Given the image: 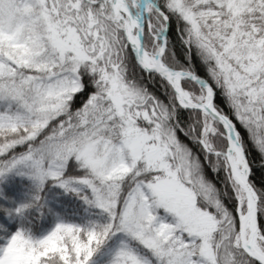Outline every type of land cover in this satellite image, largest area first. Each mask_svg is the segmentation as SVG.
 I'll return each mask as SVG.
<instances>
[{"label": "snow or ice", "instance_id": "1", "mask_svg": "<svg viewBox=\"0 0 264 264\" xmlns=\"http://www.w3.org/2000/svg\"><path fill=\"white\" fill-rule=\"evenodd\" d=\"M13 170L71 201L0 264H264V0H0Z\"/></svg>", "mask_w": 264, "mask_h": 264}, {"label": "trees", "instance_id": "2", "mask_svg": "<svg viewBox=\"0 0 264 264\" xmlns=\"http://www.w3.org/2000/svg\"><path fill=\"white\" fill-rule=\"evenodd\" d=\"M172 38L175 39V37ZM23 184H30L36 188L26 175L17 174L15 170L0 177V221L4 222V216L9 214L13 219L11 223L5 222V227L9 231H17L22 226H30L39 235L43 228L52 226L53 218L49 214V210L52 208L59 210L61 204H68L71 201V197L62 195L61 190L57 188L49 189L46 187L39 191L40 199L36 201L29 194L24 193L21 188ZM46 193L57 195L56 202L46 206L42 202V196ZM25 204H32V206L25 209L22 215H17L15 209ZM34 220L38 221L35 222Z\"/></svg>", "mask_w": 264, "mask_h": 264}, {"label": "rangeland", "instance_id": "3", "mask_svg": "<svg viewBox=\"0 0 264 264\" xmlns=\"http://www.w3.org/2000/svg\"><path fill=\"white\" fill-rule=\"evenodd\" d=\"M22 190H24L25 194H29L31 197H33L35 199L36 196H39L38 193L39 191H37L36 188H34L33 186H31L30 184H23L21 185ZM57 200V195L51 194V193H46L42 196V202L47 205H49L50 203H54ZM45 218V217H43ZM38 219V218H36ZM12 217H10L9 214L4 216V222L0 221V236L3 235H11L14 234L15 231H9L6 227H5V222L11 223L12 222ZM35 222L38 220H34ZM33 222V223H35ZM53 226V223H52ZM7 230V232H5L4 230ZM5 243V241L3 239H0V245H3Z\"/></svg>", "mask_w": 264, "mask_h": 264}]
</instances>
